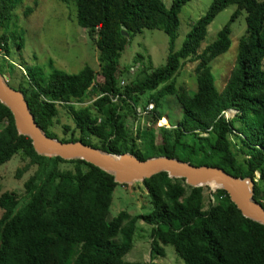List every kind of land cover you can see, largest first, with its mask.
Returning a JSON list of instances; mask_svg holds the SVG:
<instances>
[{
    "label": "trees",
    "instance_id": "obj_1",
    "mask_svg": "<svg viewBox=\"0 0 264 264\" xmlns=\"http://www.w3.org/2000/svg\"><path fill=\"white\" fill-rule=\"evenodd\" d=\"M62 1L75 3L76 21L83 30L98 32L100 74L90 65L78 74L14 65L9 33L21 0H0V73L4 76L5 65L15 73L8 84L24 94L45 134L114 155L129 153L139 160L168 157L219 167L251 179L254 199L264 207V1L213 0L179 50L175 49L179 15L191 0H174L170 8L163 0ZM230 5L236 10L216 40L200 53L209 26ZM243 11L246 35L240 40L230 78L219 91L212 63L230 49L232 24ZM156 29L168 35L165 66L122 86L117 74L125 49L137 34ZM189 61L198 63L195 94L176 84V75ZM98 75L103 83L96 82ZM91 91L99 95L95 111L72 105L87 99ZM153 91L156 94L147 103L153 102L155 111L145 118L143 129H136V138L129 139L127 120L137 116L138 96ZM168 96L177 99L184 115L176 127L161 128L162 146H157L154 129L166 118L162 100ZM61 104L80 135L73 131L60 138L55 132ZM229 110L237 111L230 120L224 115ZM19 154L28 164L17 177L30 167L35 171L24 182L22 193L0 196V264H161L155 260L166 255L168 245L185 264H264V225L245 218L225 190L212 192L217 203L210 196L206 206L209 186L192 187L185 179L162 172L142 182L151 205L147 213L133 216L122 210L113 216L115 189L127 184L117 183L112 174L84 160L37 154L31 139L18 133L12 112L0 102V168ZM65 164L73 167H62ZM138 220L151 227L150 262L125 260L134 246Z\"/></svg>",
    "mask_w": 264,
    "mask_h": 264
},
{
    "label": "rangeland",
    "instance_id": "obj_2",
    "mask_svg": "<svg viewBox=\"0 0 264 264\" xmlns=\"http://www.w3.org/2000/svg\"><path fill=\"white\" fill-rule=\"evenodd\" d=\"M174 0H163L167 8L172 6ZM264 1V0H262ZM213 0H191L185 5L179 15L180 26L176 41V50H179L187 35L194 25L208 11ZM28 9L31 12L28 14ZM236 10L235 5H230L221 12L215 21L209 26L206 39L202 42L199 52L201 53L209 44L216 40L218 32L229 21ZM247 12L243 11L238 19L232 24L230 49L219 56L212 63V73L215 78V85L222 91L230 78L234 69L239 53V43L241 38L246 35ZM99 38L97 31L83 30L76 21L75 3L69 4L62 0H21V4L15 10L11 20V32L9 33V45L11 47L10 61L14 65L26 66L40 65L45 71L51 68L61 69L69 74H78L86 65L93 67L100 74L103 65L101 54L97 48ZM23 41L22 48L19 46ZM169 53L168 35L160 29L144 30L137 34L133 41L125 49L120 61L117 74L119 83L126 85L133 82L136 77L143 79L145 73H151L159 67L165 66ZM197 62H185L176 75L178 87L186 88L190 94H195L198 90L195 68ZM4 77L10 80L11 74L9 66L5 65ZM264 68V63H263ZM103 77L98 75L96 82L103 83ZM122 81V82H121ZM124 84V85H125ZM123 86V85H122ZM156 91L148 92L138 96L137 107L147 106L148 99ZM97 94L91 91L88 98L83 101H74L72 105L78 108H90L95 111L93 104L98 99ZM136 111V110H135ZM162 112L164 118L162 124L169 125L168 129L177 126L184 115L182 105L173 96L165 97L162 100ZM230 116H236L228 112ZM137 115V112H136ZM136 118H129V136L136 138V129L141 127L142 121ZM68 126L70 130H66ZM55 132L61 137H69L73 131L80 135V130L76 127L73 119L67 113V109L61 105L58 107V117L54 128ZM131 130V131H130ZM156 145L162 146V129L155 128ZM131 136V137H130ZM139 145L140 142L137 141ZM28 160L22 154L16 155L11 161L0 168V196L6 192L22 193L24 182L32 175L35 168L30 167L26 170L22 178L17 177L18 170H24ZM64 168H72V165H62ZM126 187V188H125ZM121 190L114 193V200L111 213L116 216L120 211H128L133 216H140L150 210L149 193L142 182L127 184ZM210 187V186H209ZM212 187L205 190V205L210 202ZM215 203L216 198L211 196ZM3 211L0 208V217ZM151 227L143 220H138L137 230L134 236V246L125 256L128 262H150L151 261ZM120 239V237H119ZM165 256L158 257L155 262L161 264H185L179 258L171 245L165 246Z\"/></svg>",
    "mask_w": 264,
    "mask_h": 264
},
{
    "label": "water",
    "instance_id": "obj_3",
    "mask_svg": "<svg viewBox=\"0 0 264 264\" xmlns=\"http://www.w3.org/2000/svg\"><path fill=\"white\" fill-rule=\"evenodd\" d=\"M0 102L12 112L18 133L31 139L39 155L84 160L112 174L119 184L143 182L162 172L168 173L171 178L185 179L192 187L208 186L216 182L220 185L218 189L228 193L245 218L264 225V207L254 199L255 184L251 179L232 176L219 167L195 166L175 158L139 160L129 153L114 155L81 141L65 143L52 139L37 124L24 94L11 87L1 73Z\"/></svg>",
    "mask_w": 264,
    "mask_h": 264
},
{
    "label": "built area",
    "instance_id": "obj_4",
    "mask_svg": "<svg viewBox=\"0 0 264 264\" xmlns=\"http://www.w3.org/2000/svg\"><path fill=\"white\" fill-rule=\"evenodd\" d=\"M122 85L124 86V82H122ZM117 98H118V97H117ZM116 100H117V99H114V101H116ZM135 109H136V112H137V116H138V118L141 119L140 121H142V123H141V127H142V129H143V128H144V125H145V120H146L145 118H146L147 116L152 115V114L154 113V111H155V104H154L153 102H150V103H148L147 106L144 107V108L136 107ZM228 112H232L233 114L237 113V111H226V112L224 113V115H225V118L228 119V120H230V119H232V118L234 117L233 115L230 116V115L228 114ZM162 121H163V118L159 120V122H158V127H160V128H169V127H168L169 125H163V124H162Z\"/></svg>",
    "mask_w": 264,
    "mask_h": 264
},
{
    "label": "bare ground",
    "instance_id": "obj_5",
    "mask_svg": "<svg viewBox=\"0 0 264 264\" xmlns=\"http://www.w3.org/2000/svg\"><path fill=\"white\" fill-rule=\"evenodd\" d=\"M163 121H164V120H163ZM163 121H162V122H163ZM163 124H164V123H163ZM208 186L212 187L214 190L220 188V185L217 184L216 182H212V183L209 184Z\"/></svg>",
    "mask_w": 264,
    "mask_h": 264
},
{
    "label": "crops",
    "instance_id": "obj_6",
    "mask_svg": "<svg viewBox=\"0 0 264 264\" xmlns=\"http://www.w3.org/2000/svg\"><path fill=\"white\" fill-rule=\"evenodd\" d=\"M124 187H125V186H123V185L117 186L116 189H115V192H114V193H116L118 190L123 189ZM125 188H126V187H125Z\"/></svg>",
    "mask_w": 264,
    "mask_h": 264
},
{
    "label": "clouds",
    "instance_id": "obj_7",
    "mask_svg": "<svg viewBox=\"0 0 264 264\" xmlns=\"http://www.w3.org/2000/svg\"><path fill=\"white\" fill-rule=\"evenodd\" d=\"M229 111H236V110H229ZM164 117H165V116H164ZM162 118H163V117H162ZM162 118H161V119H162ZM233 118H234V117H233ZM169 128H170V127H169Z\"/></svg>",
    "mask_w": 264,
    "mask_h": 264
}]
</instances>
